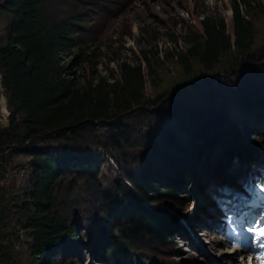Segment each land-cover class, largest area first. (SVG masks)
Listing matches in <instances>:
<instances>
[{"label": "trees", "instance_id": "1", "mask_svg": "<svg viewBox=\"0 0 264 264\" xmlns=\"http://www.w3.org/2000/svg\"><path fill=\"white\" fill-rule=\"evenodd\" d=\"M240 1L245 9L250 5L247 0H232L230 32L222 18L209 15L199 19L200 34L187 30L190 42L184 52L178 53L180 63L188 66L193 61L206 73L221 69L231 76L235 74L234 66L238 67L243 60L253 61L249 47L253 35L252 18L247 10L241 9ZM77 2L71 1L74 8ZM78 20L73 13L55 14L46 0H0V92L6 108V121L0 125V159L3 154L14 151L34 156L30 160V174L18 189L4 180L0 160V264H15L12 250L20 236L28 238L26 247L36 264H42L47 255L49 260L63 241L61 247L69 248L76 222H67L63 215L57 217L58 213L53 212L50 204L54 197L50 189L52 179L57 174L68 177L74 173L73 177H77L75 173H79L84 181L93 183V176L104 162H111L121 171L113 155L105 154L102 149L103 156H100L98 150L83 147L84 129L94 128L103 130L101 140L106 141L105 151H118L120 160L126 159L124 166L130 170L121 171L123 178L117 177L109 183L108 191L102 188L103 184L96 185L104 202H99L93 213L88 211L83 216L95 218V229L90 225L88 231L96 235L90 241L105 243L109 262L115 259L118 264H146L137 254L127 250L145 236L149 240H141L140 244L145 247L149 244L146 250L138 246L144 259L151 261V252H154L158 254L159 264H168L157 245L169 243L175 233L180 237L188 236L185 223L192 225V220H198L200 205L187 213L184 223L173 214L182 211L183 203L202 196L200 191L206 182L201 178L197 180L200 176L195 165H203L202 178L213 176L233 192L264 178V172L250 162L261 156L257 144L264 149V73L258 72L263 70L264 61L254 70L258 77H252L250 82L239 84L232 91L236 96L234 104L226 100V94L221 91L220 84L226 79L221 75L216 85H210L209 89L203 87L201 95L188 108L178 109V101L171 107H164L188 134L184 142L162 121L158 124L156 120L151 127L147 125L134 142L133 111L138 109L141 117H150L145 106L160 103V100L164 106L168 96L161 91L152 97L143 96L140 85L146 66L139 60H120L117 76L109 74L79 80L71 75V66L87 56L85 49L91 41L78 26ZM225 52H229L233 60L240 59L222 66L220 58ZM142 58L147 59L145 53ZM215 76L205 75L202 82H210ZM175 94L169 93V96ZM246 112L258 120V126L250 133L256 145L242 140L238 133L242 121L235 118L236 113L240 118ZM140 115L135 118L138 120ZM61 139L65 140V145L59 144ZM226 139L232 141L229 148L233 149V155L230 149L215 151L225 145ZM50 140L54 142L41 146L46 149L33 147L35 142ZM69 143L76 146L67 152L62 147ZM207 144L218 145L212 148L215 156L205 151L210 146ZM129 145L132 150L126 149ZM201 157H204L203 163L199 160ZM146 159L156 162L151 169ZM234 161L238 163L230 166ZM159 163L163 167L158 170L154 166ZM155 171L159 173L154 174ZM182 177L187 183L184 182L185 187L180 189ZM72 182L70 179L68 187ZM177 190L183 193L178 194ZM19 193L21 198L17 199ZM76 196L78 191L70 198ZM160 201V206L154 205ZM173 209L176 211L172 212ZM83 231L88 233L87 229ZM68 248L70 252L75 250L72 246ZM179 254L173 253L174 256ZM101 257L103 254L96 258L101 260ZM169 262L184 264L182 260ZM50 264H68V261H50Z\"/></svg>", "mask_w": 264, "mask_h": 264}, {"label": "rangeland", "instance_id": "2", "mask_svg": "<svg viewBox=\"0 0 264 264\" xmlns=\"http://www.w3.org/2000/svg\"><path fill=\"white\" fill-rule=\"evenodd\" d=\"M71 1L73 0H46L48 8L55 14H76L79 19L78 26L86 37L91 39L85 49L87 56L71 66L70 70L73 72L71 75L74 74L79 80L83 78L95 79L100 75L108 76L109 74L117 76V65L120 60L127 59L129 61L133 60V62L139 60L146 66V71L143 70V81L140 85L143 96L152 97L160 91L168 96L164 106L160 104L161 100L160 103L158 101L152 104L148 103L145 106L144 109L148 111L150 117H141L138 109L133 111L135 112V117L140 115L138 120L134 117V142L142 135V131L144 132L147 125L151 127L154 124V120L158 124L162 121L163 125L168 126L174 132V135L184 142L188 134L184 129L180 128L179 120L171 116V113H168L164 108L165 106L171 107L174 101H178L177 103L180 105L178 109L184 110L188 108L196 97L198 98L201 95L200 90L203 87L209 89L210 85H216L221 75L226 77L220 84L221 91L226 94V100L234 104L236 96L232 91L235 87L239 84H246L251 81L252 77H258L259 74L264 73V64L261 66L263 70H258L259 74L254 72L257 64L264 61V0H247L250 5L246 9L242 1H240L241 9L243 11L247 10L248 16L252 18L253 35L249 47L255 63L243 60L238 67L234 66L232 68L235 74L231 76H227L228 73L221 71V69L206 73L199 63L193 61H190V65L186 66L179 62L178 53L184 52L186 46L189 45L187 30L194 34L201 33L199 22L201 16L209 15L222 18L225 27L230 32L232 0H76L78 1L76 8H74ZM142 53L146 54L147 59L144 60L142 58ZM223 55L225 56L220 58L222 60L220 65L222 66L240 59L237 57L233 60V56L229 52H225ZM147 67L150 68L147 69ZM205 75L207 77L216 76L214 80L210 82L207 80L206 83H203L202 79ZM226 80V84H223ZM221 91H219V94ZM169 93H176L177 96L175 94V96L171 97ZM0 100H4L1 92ZM226 105L228 104L226 103ZM2 108H5V101L3 104L0 102V125H3L6 121V108ZM237 116L236 113L235 118L242 121L238 125L240 138L256 145L250 133L258 126V120L250 112H246L240 118ZM101 131L103 130L98 128L93 130L84 129L83 141L81 142L83 147L85 148L86 145L93 150H98L99 153L97 154L100 156H103L101 151L103 149L105 154H110L117 158L121 171L124 173L127 170L129 171L130 167L124 166L127 163L126 159L124 161L120 160L121 156L118 151H105L107 150L106 141L101 140L103 139ZM226 140L228 141H226L225 145L216 149V152H219L220 149L225 151L230 149L229 145H233L232 141L230 139ZM51 141H38L33 144V147L37 145L46 149V147L41 146L51 143ZM63 141L65 140L61 139L59 144L65 145ZM211 145L207 144L208 147H206L205 151L210 152L209 155H214L216 152L212 151V148L218 145ZM75 146L69 143L62 148L70 152L72 147ZM256 146L261 151V156L250 162L257 167H263L264 149L259 144ZM126 149L132 150L130 145ZM229 152L231 155L234 154L233 149H230ZM31 158H34V156L21 151L2 155L0 160L4 167V180L7 179V183L13 184L14 189L24 185L28 178L32 168L30 165ZM148 158L151 157L148 156ZM199 160L202 162L204 157ZM147 162L150 169L156 163L150 160H147ZM136 163H139V160ZM237 163V161H234L230 166L234 167ZM141 164L142 168L144 162ZM161 165L159 163L154 167L159 170L163 167ZM194 169L197 170L201 177V169H204L202 164L195 165ZM121 171L119 168L114 167L111 162H104L93 176V183L84 181L79 173H75L77 177H73L74 173L68 177H62L57 174V177L52 179L50 189L54 197L50 204L53 212L58 213L57 217L63 215L67 218V222L68 220L76 222L73 238H70L71 242H69V248L72 246L75 247V250L70 252L67 251L68 247L65 249L61 247L63 242H65L63 241L49 260L47 259L48 255L45 257L42 264H50V261L58 263L64 260H67L68 264H118L115 259L110 262L107 261L108 251L106 246L104 247L105 243L101 241L93 242V239L90 241V238L96 235H92L88 231L90 225H93L95 229V218L93 216H85L84 219L83 216L88 211L93 213V209L98 208V203L104 202L96 185L103 184L102 188L107 191L110 190L106 186L117 177L122 179L121 175L123 172L120 173ZM157 172L155 171L154 174ZM210 174V171H208V175ZM211 177L210 179H207V176L204 177L206 181L208 180V184L206 188L202 185L200 193L203 197L201 199L198 198V200H189L187 203H183L181 212L173 209L179 213L173 214L178 217L180 222L184 223L183 218L188 212L192 213V210L195 211L198 204L203 206V209L196 215L197 218L198 216L201 218L194 221L191 226L192 235L180 237V235L175 233L169 243L157 245L163 251L162 255L168 264L170 263L169 261L179 263V260L186 261L185 264H241L246 257L244 254L262 255L260 250L253 249L242 253L241 247L248 248V244L239 241L243 240L239 234L241 236L248 234L250 242H256V245L260 244L262 239L257 238L251 229H254V226L262 228L264 224V197L259 198L257 192L249 197L251 193L245 192L243 189L236 193H231L227 191L223 184L215 181L213 176ZM70 179H73V182L68 187ZM184 182L186 181L182 177L180 179V189L185 187L187 182ZM76 191H78V196L70 198ZM181 191L177 190L176 192L181 194L183 193ZM20 198L21 194L19 193L17 199ZM158 203H162V201L156 202L154 205L160 206ZM169 212L172 213L170 210ZM98 213L101 214V209H98ZM77 222L79 223L77 224ZM186 227L189 228V225L187 224ZM83 229H87L88 233L86 234H88V237ZM208 233L210 236H208ZM141 240L148 241L149 239L142 236L132 249L127 250L137 254L138 258L146 264H159L158 254L154 252H151V261L144 259V255L139 250L141 248L138 249V246L140 245L143 250H146L149 244L146 243L145 247L144 244H140ZM26 241H28V238L24 236L18 237V240L15 241L12 250L13 263L36 264V260L28 253ZM236 243L239 246L235 245ZM261 244H263V241ZM176 252L180 254L174 256L173 253ZM99 254H103V257L100 258L101 260L96 258ZM261 262L263 260L258 258L257 263Z\"/></svg>", "mask_w": 264, "mask_h": 264}, {"label": "bare ground", "instance_id": "3", "mask_svg": "<svg viewBox=\"0 0 264 264\" xmlns=\"http://www.w3.org/2000/svg\"><path fill=\"white\" fill-rule=\"evenodd\" d=\"M245 114V113H244ZM203 166V165H202ZM195 167V166H194ZM197 167V166H196ZM202 170V169H201ZM199 171V170H198ZM202 173H204V172H202ZM200 176V175H199ZM201 178V180H203L204 182H206V185L208 184V180L206 181L204 178H202V176L200 177ZM207 179H210V177H207ZM197 180H200L199 179V177H198V179ZM204 188H206V186L204 187ZM203 197V195L200 197V199ZM199 205V204H198ZM201 206V205H200ZM203 209V206H201V209L197 212V214H199V212L201 211ZM198 218H201L200 216H198ZM195 221H196V219H195ZM192 223L194 224V220H192ZM189 225V228H187V231H188V236L187 237H189L190 235H192V229H191V226L193 225H190L189 223H185V225ZM204 224V223H203ZM208 236H210V234L208 233ZM216 242V241H215ZM223 243V242H222ZM248 248H245V247H241V252L242 253H245L247 250H249L250 249V245H248L247 246ZM251 261V260H250ZM183 262H185V261H183ZM251 264H253V263H251Z\"/></svg>", "mask_w": 264, "mask_h": 264}, {"label": "snow or ice", "instance_id": "4", "mask_svg": "<svg viewBox=\"0 0 264 264\" xmlns=\"http://www.w3.org/2000/svg\"><path fill=\"white\" fill-rule=\"evenodd\" d=\"M260 192L264 194V186H261ZM255 233V236L257 238L264 237V228H256V229H251ZM264 246V245H262Z\"/></svg>", "mask_w": 264, "mask_h": 264}, {"label": "crops", "instance_id": "5", "mask_svg": "<svg viewBox=\"0 0 264 264\" xmlns=\"http://www.w3.org/2000/svg\"><path fill=\"white\" fill-rule=\"evenodd\" d=\"M0 102H2V104H3L4 100H0ZM2 109H5V108H2Z\"/></svg>", "mask_w": 264, "mask_h": 264}]
</instances>
